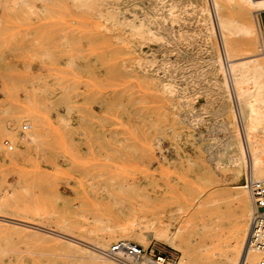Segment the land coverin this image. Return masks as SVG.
<instances>
[{"label":"rangeland","instance_id":"rangeland-1","mask_svg":"<svg viewBox=\"0 0 264 264\" xmlns=\"http://www.w3.org/2000/svg\"><path fill=\"white\" fill-rule=\"evenodd\" d=\"M164 1L100 0L99 10L96 6L78 10L67 2L30 7L29 1L0 0V117L9 126L13 119L29 125L32 118L26 112L32 108L45 117L44 123L34 126L35 138H19L15 144L16 165L8 166L0 155V192L13 188L19 205H37L41 200L40 185L35 184L38 173L47 178L57 170L60 174L53 181L60 199L52 201L60 209L51 221H68L87 230L94 211L104 217L112 207L123 208L126 218L138 206L130 203V194L118 192L115 184L120 182L134 186L138 194L169 203H186L199 194L203 199L208 192L228 186V175L215 169L213 159L226 137L220 124L233 121L225 112L231 104L214 92L205 94L206 89H216L212 78L220 79L213 67L203 69L206 74L199 84L191 83L189 77L194 67L206 66L213 56L203 39L205 24L198 15L202 0H181L186 9L180 22L171 25L159 18L165 34L161 43L134 39L122 25L114 30L112 26L103 28L96 18L101 9L109 15L120 12L128 20L144 10L150 15L160 10L162 15ZM251 15L249 12L246 19L254 24ZM261 21L264 23V14ZM184 34L188 40L176 43ZM213 42L220 54L218 39ZM259 47L240 42V52ZM140 59L153 61L151 69H140ZM150 75H156L153 88L141 83ZM169 83L180 91L178 98L163 93L162 87ZM62 113L69 116L70 127L64 126L65 119L57 121ZM15 129L19 136L27 134L22 128ZM5 140H0L1 150ZM33 165L39 167L37 175ZM23 188L29 195L23 194ZM223 208L232 215L231 206L224 204ZM152 209L147 207L144 212L150 215ZM6 215L32 226H57L49 216ZM122 222H105L101 228ZM33 230L0 221V264H94L69 248L65 239ZM147 243L145 249L150 247L180 262L178 251L149 237Z\"/></svg>","mask_w":264,"mask_h":264},{"label":"bare ground","instance_id":"bare-ground-1","mask_svg":"<svg viewBox=\"0 0 264 264\" xmlns=\"http://www.w3.org/2000/svg\"><path fill=\"white\" fill-rule=\"evenodd\" d=\"M20 1L23 3L29 1L30 7H39L43 3L50 2L58 4L67 2L78 10L82 8L94 10V7L98 6L100 2V0ZM163 3L165 4V11L162 15L158 14L160 10L156 14L151 13V15L144 10L140 15L136 14V17L128 20L120 12L121 15L119 13L109 15L107 14L108 10L104 13L105 9H101L95 15L102 22L103 28L112 26L114 30L119 25H122L123 28L129 31L130 37L134 39L137 38L144 41L148 38L149 43H161L164 42L165 34L161 31L162 24L159 18L162 19V23L168 21L171 25L175 22H180L186 7H184V2L181 0H167ZM97 10L99 9L97 8ZM249 12L253 15L254 24L246 19V15ZM263 14L264 0H211L210 3L209 0H202V4H200L198 9V15L205 24L203 39L210 46L213 56H211L212 58L209 59L210 63L206 66L202 68L194 67L193 71L189 73V77L191 83L199 84L200 79L206 74L203 69L213 67L216 71L215 75L220 76V79L217 77L212 78L216 89L215 91L206 89L205 94L208 95V93L214 92L216 97L222 100L225 99L231 104V109L225 110V112L231 114L233 121L229 123L224 121L220 124L219 127L226 137L213 159L215 169L228 175V186L225 185V187L218 188L214 192L211 191L213 193L210 192V194L208 192V195L203 199L200 198L199 194L196 197L192 196L193 198L191 197L190 200L186 198L187 201L189 200L186 203L179 201L169 203L162 198L152 200L151 196L146 193L138 194L136 188L134 186L130 187L127 182H116L117 184L115 185L119 189L118 192L130 194L132 198L130 203L132 202L135 206H138L132 208L130 216L126 218L123 217L125 213L123 208L116 209L112 207L106 214L103 212L106 215L104 216L103 214L104 217L97 215L94 211L90 214L92 219L91 226L87 230H82L79 225L71 224L68 221H51L57 218L58 210L60 209L56 202L60 199V194L57 190V183L53 181L56 174H60V172L56 170L51 176L43 178V176H39V173L38 175L36 173L39 167L33 165L35 170L33 167L32 169L37 175L35 184L40 185L41 200L37 205L33 206L19 205V195L16 190L6 188L0 192V221L18 227L24 226L30 228V230L34 229L35 233L36 231L48 233L50 236L53 235V238L65 239V244L69 248L85 256L94 264H118L105 257L101 250H107L117 242L129 241L130 243L133 241L134 244L146 247L148 245V237L154 239L157 243L159 242L172 250L178 251L181 254L178 264H238L242 256L251 216V200L246 188V178L251 172L255 179H264V60H262L264 58V23L261 21ZM156 18H158V21ZM171 30L173 29L171 28ZM185 35H179L176 43L182 44L183 40H188L187 35ZM215 39H218L220 54L216 52L218 47L213 42ZM256 41L258 42L256 43ZM240 42H250L254 45L256 44V46L258 44L260 47L259 49L240 52ZM140 60L138 61L140 69L142 68L144 72L146 71L145 68L151 69V62L153 61L149 63V60ZM171 75L172 72H170L169 77H172ZM155 76L150 75L146 80L144 77L141 83L144 86L153 88L156 85ZM162 89L164 90L162 92L169 96L178 98L180 95V91L177 90L174 84L169 83ZM101 103L103 102L100 101L98 104L101 105ZM110 104L114 108V99L111 100ZM105 109L106 114L108 106L105 105ZM26 114L32 118L29 121L32 131L38 122H45V117L40 113L39 109L32 108ZM1 117L0 140L7 138L11 142L13 149L10 151L4 149L3 143L7 141L5 140L2 143L3 150L0 149V155L5 158L4 163L8 166H13L19 160L17 146L15 145L19 138H35L37 133L34 130L26 135L19 136L15 128L20 131L21 128L23 129L27 125L22 126L23 122L13 119L11 121L12 126H9ZM64 119V126L70 127V119L68 115L66 116V113H62L57 117V121L60 123ZM159 148L161 149V144ZM213 185L211 184L210 186L213 187ZM93 192L97 193V190L93 189ZM23 194L29 195V191L23 188ZM53 199L56 201L53 202ZM224 204L234 209L233 211L229 208L233 211L231 212L232 215H229L230 211L228 212V209L223 208ZM147 207L153 208V212L150 215H146L144 212ZM6 212L26 216L33 215L39 219L49 216L50 221L57 226H54V228L42 225L32 226L33 224L19 220V218L9 217ZM114 221L123 222L118 225H109L101 228V224ZM82 226L88 227L87 225ZM219 259L221 260L220 263L218 262ZM261 259H264V257L259 255L250 256L252 263H256Z\"/></svg>","mask_w":264,"mask_h":264},{"label":"built area","instance_id":"built-area-1","mask_svg":"<svg viewBox=\"0 0 264 264\" xmlns=\"http://www.w3.org/2000/svg\"><path fill=\"white\" fill-rule=\"evenodd\" d=\"M32 131L31 125L24 126L22 133ZM5 150H12L10 141L3 143ZM246 188L251 200V216L249 220L242 256L238 264H264V259L256 263L250 261L251 255L264 257V179H255L251 172L246 178ZM101 253L118 264H178V261L167 254L152 248L130 243L117 242Z\"/></svg>","mask_w":264,"mask_h":264},{"label":"crops","instance_id":"crops-1","mask_svg":"<svg viewBox=\"0 0 264 264\" xmlns=\"http://www.w3.org/2000/svg\"><path fill=\"white\" fill-rule=\"evenodd\" d=\"M262 17V16H261Z\"/></svg>","mask_w":264,"mask_h":264}]
</instances>
